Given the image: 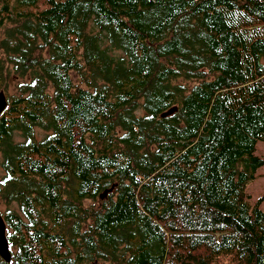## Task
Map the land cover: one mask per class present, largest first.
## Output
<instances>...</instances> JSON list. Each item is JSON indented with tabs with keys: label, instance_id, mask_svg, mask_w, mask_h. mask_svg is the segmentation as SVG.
Here are the masks:
<instances>
[{
	"label": "trees",
	"instance_id": "trees-1",
	"mask_svg": "<svg viewBox=\"0 0 264 264\" xmlns=\"http://www.w3.org/2000/svg\"><path fill=\"white\" fill-rule=\"evenodd\" d=\"M2 90L0 264H264V0H0Z\"/></svg>",
	"mask_w": 264,
	"mask_h": 264
},
{
	"label": "rangeland",
	"instance_id": "rangeland-1",
	"mask_svg": "<svg viewBox=\"0 0 264 264\" xmlns=\"http://www.w3.org/2000/svg\"><path fill=\"white\" fill-rule=\"evenodd\" d=\"M13 93L14 91H12L10 95ZM5 95H6L7 100L9 101L8 93H5ZM257 154L264 159V142L258 143ZM3 175H4V172L0 166V180L3 177ZM246 193L250 197L251 202L255 204L258 203L262 197H264V166L261 167L257 171L256 179L255 181H253L247 186ZM261 208L264 211V202L262 203ZM10 210L17 212L19 214H22L16 203H12L11 206H8V205H5V203L0 201V214L1 215L5 216V214Z\"/></svg>",
	"mask_w": 264,
	"mask_h": 264
},
{
	"label": "water",
	"instance_id": "water-1",
	"mask_svg": "<svg viewBox=\"0 0 264 264\" xmlns=\"http://www.w3.org/2000/svg\"><path fill=\"white\" fill-rule=\"evenodd\" d=\"M7 107H8V100L6 98L4 91H1L0 92V116L7 109ZM177 111L178 109L177 107H175L171 109L170 111H168L167 113H165L163 117L165 118V117L171 116ZM108 192L109 190L105 191V193L102 195V198L106 197ZM6 230H7V226H6L5 219L3 218V216L0 215V257L4 261L9 263L12 259V255L10 251L9 242L6 236Z\"/></svg>",
	"mask_w": 264,
	"mask_h": 264
}]
</instances>
